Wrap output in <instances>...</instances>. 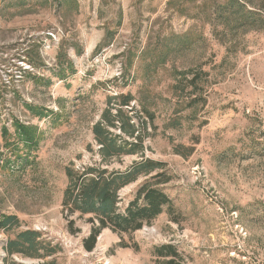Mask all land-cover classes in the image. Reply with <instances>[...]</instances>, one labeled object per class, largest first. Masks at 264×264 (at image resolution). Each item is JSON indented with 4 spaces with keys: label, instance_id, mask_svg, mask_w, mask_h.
<instances>
[{
    "label": "rangeland",
    "instance_id": "374dc122",
    "mask_svg": "<svg viewBox=\"0 0 264 264\" xmlns=\"http://www.w3.org/2000/svg\"><path fill=\"white\" fill-rule=\"evenodd\" d=\"M61 1L0 0V213L20 220L0 230V264H164L163 245L177 264H264V0ZM195 70L198 89L181 91ZM129 93L143 150L104 161L93 127ZM16 122L36 128L35 147L13 144ZM147 159L161 167L120 190V210L146 180L173 209L132 233L105 228L88 250L98 223L64 206L66 169ZM25 230L44 256L8 254Z\"/></svg>",
    "mask_w": 264,
    "mask_h": 264
},
{
    "label": "trees",
    "instance_id": "16d2710c",
    "mask_svg": "<svg viewBox=\"0 0 264 264\" xmlns=\"http://www.w3.org/2000/svg\"><path fill=\"white\" fill-rule=\"evenodd\" d=\"M74 5L78 10L77 0H62L60 4ZM104 46H98L99 51ZM166 58H164L165 60ZM69 69L74 71V64H68ZM64 69V68H61ZM202 73L195 70L193 76L188 79L186 85H179L181 91H186L187 86H192V93L196 92L199 87V80ZM133 99L132 94H120L117 97L111 98L116 100V113L113 114L111 108L105 109L103 112V121H98L94 127L93 132L96 140L100 144L99 153L104 161H108L115 157H121L125 154H136L143 150L142 136L139 129L136 127L134 117L130 111L125 109L129 106ZM203 96H195L192 100L183 101V107H191L202 101ZM110 100V101H111ZM112 102V101H111ZM133 110L134 107L132 108ZM146 113L154 120V113L150 112L144 107ZM182 109H175V114L182 111ZM40 115H45V111L40 110ZM16 142L23 143L25 147H35L37 145L36 128L28 127L24 124L16 122ZM181 125L180 118H173L167 124L169 127H179ZM119 126L121 131L132 137H136V142H130L121 134H115L111 128ZM144 127L148 128L147 123ZM4 133H7V127H4ZM13 147L17 148L16 145ZM15 152V151H13ZM12 152V153H13ZM179 153H182L178 151ZM16 155L15 163L18 165L27 161L29 156ZM161 164L151 160H143L136 162L126 170H113L88 167L82 172H77L73 168L66 169L69 178V183L64 191V206L72 215L79 213L80 217L89 215V221L98 225L94 226L92 233L85 240V246L88 250H93L96 245L97 237L105 228H110L119 233H132L143 228L147 223L152 222L159 216L165 208L168 210L173 209V201L169 195L157 183H152L150 180L143 182L136 192V197L126 206L120 210V190L125 186L137 181L141 175L151 174L156 169L160 168ZM162 174L158 173L153 175L154 179L161 177ZM168 180H164L166 182ZM159 183V182H158ZM161 183V182H160ZM20 223L16 215H3L0 213V230H7L11 227L18 226ZM70 224L73 220L69 221ZM41 234L34 230H25L19 232L14 238H10L6 245V250L9 255L14 253H21L26 256L41 257V249L44 244L40 241ZM127 246L126 244H122ZM157 256L165 258L164 264H177L176 257L179 253L172 245H163L156 248ZM53 250L47 252L52 253Z\"/></svg>",
    "mask_w": 264,
    "mask_h": 264
}]
</instances>
